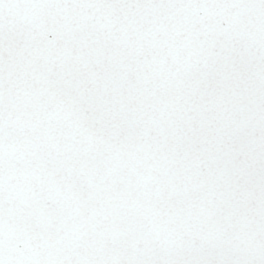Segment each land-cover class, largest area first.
Listing matches in <instances>:
<instances>
[{"label":"snow or ice","instance_id":"1","mask_svg":"<svg viewBox=\"0 0 264 264\" xmlns=\"http://www.w3.org/2000/svg\"><path fill=\"white\" fill-rule=\"evenodd\" d=\"M0 264H264V0H0Z\"/></svg>","mask_w":264,"mask_h":264}]
</instances>
